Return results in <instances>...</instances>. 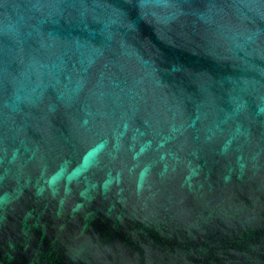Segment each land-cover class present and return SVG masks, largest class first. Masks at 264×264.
<instances>
[{
	"label": "water",
	"instance_id": "95a60500",
	"mask_svg": "<svg viewBox=\"0 0 264 264\" xmlns=\"http://www.w3.org/2000/svg\"><path fill=\"white\" fill-rule=\"evenodd\" d=\"M0 264H264V0H0Z\"/></svg>",
	"mask_w": 264,
	"mask_h": 264
}]
</instances>
